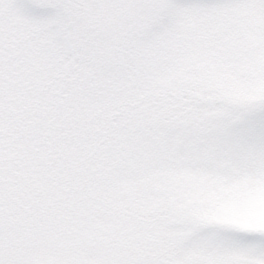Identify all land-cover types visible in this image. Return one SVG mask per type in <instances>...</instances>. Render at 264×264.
<instances>
[{
	"label": "snow or ice",
	"instance_id": "6c2138e0",
	"mask_svg": "<svg viewBox=\"0 0 264 264\" xmlns=\"http://www.w3.org/2000/svg\"><path fill=\"white\" fill-rule=\"evenodd\" d=\"M0 264H264V0H0Z\"/></svg>",
	"mask_w": 264,
	"mask_h": 264
}]
</instances>
